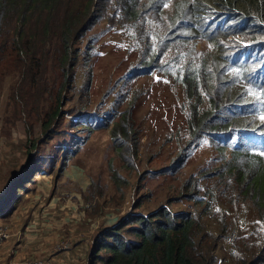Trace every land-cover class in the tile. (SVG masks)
<instances>
[{"label":"rangeland","instance_id":"obj_1","mask_svg":"<svg viewBox=\"0 0 264 264\" xmlns=\"http://www.w3.org/2000/svg\"><path fill=\"white\" fill-rule=\"evenodd\" d=\"M184 1H157L164 7L153 9L154 25L146 23L152 41L141 36L143 19L124 25L127 14L117 0L104 10L96 6L89 23L84 0H61L54 19L44 12L24 20L29 38L39 44L45 35L54 38L49 48L38 49L31 65L28 52L17 51L22 38L12 33V44L0 47V264H100L91 257L103 253L108 229L166 204L176 213L204 214L211 226L227 215L235 235L257 226L256 209L242 206L243 194L228 187L234 173H216L232 149L220 140L213 144L204 133L194 137V118L197 112L206 115L209 104L194 110L198 98L189 99L163 67L173 55L181 66L202 54L211 58L217 42L228 36L197 38L181 30L187 41L172 37L178 32L176 7ZM78 12L66 61L59 38L66 19ZM49 18L52 29L45 32ZM223 23L215 25L222 31ZM235 30L233 25L229 35ZM236 48H223V54ZM161 55L165 59H157ZM123 119L137 132L136 166L113 143ZM263 121L257 116L252 124ZM115 172L123 179L116 181ZM213 198L215 208L204 212ZM221 244L218 259L225 264L230 239Z\"/></svg>","mask_w":264,"mask_h":264},{"label":"trees","instance_id":"obj_2","mask_svg":"<svg viewBox=\"0 0 264 264\" xmlns=\"http://www.w3.org/2000/svg\"><path fill=\"white\" fill-rule=\"evenodd\" d=\"M84 1L85 9L87 7L84 21L87 23L92 16L95 17L93 14L97 3L107 9L109 2ZM117 1L127 14L128 20L124 25L129 22L135 24L143 19L139 22L141 36L152 41L153 34L148 31L146 23L154 25L153 9L160 11L164 7L163 2L159 6L158 0ZM60 4L61 0H0L1 49H5L8 40L12 44L14 37L11 35L15 34L23 40V46H17V51L21 49L28 52L25 61L31 65L39 54L38 49L42 45L49 48L54 38L45 35L39 44L27 36L24 20L28 14L33 16L45 12L52 16ZM79 13L66 19L65 30L59 38L66 61L74 45L73 36L76 35L78 24L73 23ZM222 14L230 20L228 28L233 24L236 30L217 42V51L213 52L211 58L202 54L191 57L181 66V60L173 55L163 67L173 76L175 83H179L189 93V99L198 98L194 110L203 102L209 104L206 115L201 116L197 112L198 118H194L193 125H197L194 137L204 133L213 144L220 140L223 145L232 148L231 157L224 156L225 165L216 173L222 177L226 172L234 173L230 175L228 187L243 194L242 206L252 204L256 209L257 226L247 233L235 235L227 215L216 218L214 226H211L205 222L204 214L190 211L176 213L168 204L160 205L147 213L124 218L118 226L108 229L105 234L107 239L100 244L103 253L93 254L92 263L221 264L218 259L221 241L230 239L228 258L222 259V263L264 264V127L258 125L264 124V121L252 124L257 116H264V0H185L182 6L177 4L175 19L178 32L172 37L180 42L187 41L181 37L180 32L183 30L184 33H195L197 38H201L215 26V23L209 24V20ZM144 16L147 20H144ZM54 17L55 14L52 19ZM51 29L49 18L44 31ZM169 36L164 35L165 42L171 43V40H167ZM233 46L237 47L236 50L223 54V48L231 50ZM159 58L165 59V56H157ZM241 81L239 90L235 91L234 83ZM255 97H260L256 100L257 107L234 102L241 98L255 100ZM255 109L258 112L254 115ZM136 136L133 125L125 119L112 134L115 147L122 151L123 158L131 166H136L139 156V140ZM127 140L134 145L132 148H126ZM180 157L185 161L188 154L183 151ZM211 175L216 174H210L209 177ZM119 179L123 177L115 172V180ZM190 183H187V188ZM216 201L218 198H213L204 212L210 213ZM231 233L235 236H230ZM128 236L133 239L128 240Z\"/></svg>","mask_w":264,"mask_h":264},{"label":"clouds","instance_id":"obj_3","mask_svg":"<svg viewBox=\"0 0 264 264\" xmlns=\"http://www.w3.org/2000/svg\"><path fill=\"white\" fill-rule=\"evenodd\" d=\"M96 6H98V8L99 9H101V10H104L105 8L103 7V5H101V4H99V3H97L96 4ZM95 6V7H96ZM94 16H95V10H94V14H93ZM219 20H224V23L221 25L222 26V28H223V30L221 31V29L218 27V26H214L213 28H211V30L208 32L211 36H217L219 33H224L225 35H227L228 33H229V31L231 30V27L233 26V24H232V26L230 27V28H228V23H229V19L226 17V15H224V14H222V15H220V17H218V16H214V17H212V19H210L209 20V24H212V23H217ZM235 26V25H234ZM208 33H205L206 35L208 34ZM204 34V35H205ZM238 83L239 82H235L234 83V85H233V89L235 90V91H238L239 90V86H238ZM258 99H260V97H255V100H253V99H250V98H241V99H238V101H234L235 103H238V104H248L249 103V105L248 106H250V105H254V106H258L257 105V101L256 100H258ZM256 107H254V108H256ZM258 111H256V109H255V111H254V115L257 113ZM84 120H87V122H89L91 119H90V115H88ZM230 149H232V148H230ZM255 152V151H254Z\"/></svg>","mask_w":264,"mask_h":264},{"label":"built area","instance_id":"obj_4","mask_svg":"<svg viewBox=\"0 0 264 264\" xmlns=\"http://www.w3.org/2000/svg\"><path fill=\"white\" fill-rule=\"evenodd\" d=\"M31 264H55L54 262H52V261H45V262H39V261H37V262H32Z\"/></svg>","mask_w":264,"mask_h":264}]
</instances>
